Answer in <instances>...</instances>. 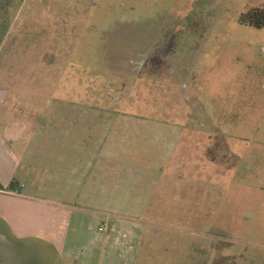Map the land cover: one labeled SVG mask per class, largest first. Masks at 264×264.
Returning <instances> with one entry per match:
<instances>
[{"label": "rangeland", "instance_id": "rangeland-1", "mask_svg": "<svg viewBox=\"0 0 264 264\" xmlns=\"http://www.w3.org/2000/svg\"><path fill=\"white\" fill-rule=\"evenodd\" d=\"M255 7L0 6V140L20 163L0 187L62 212L66 249L109 234L115 264H264V28L239 21ZM21 245L0 264L80 254Z\"/></svg>", "mask_w": 264, "mask_h": 264}, {"label": "crops", "instance_id": "crops-1", "mask_svg": "<svg viewBox=\"0 0 264 264\" xmlns=\"http://www.w3.org/2000/svg\"><path fill=\"white\" fill-rule=\"evenodd\" d=\"M5 145L0 140V183L9 185L20 163L16 161L10 149H3ZM22 188L24 185L16 182L14 190L0 189V245L10 250V255L0 251V257L9 256L10 262H15L19 259V249L25 248L21 245L22 241L35 239L46 240L47 244L52 246L54 259L62 255L68 262L71 259L68 254L74 250L80 253L79 257L75 258V264H115L112 260L115 254L109 251V234H98L94 230V234L81 243L77 240L80 245L66 249V226L69 219L64 218L62 212L51 210L44 204L21 202L24 199L30 201V197L22 192ZM74 237L80 239V235L76 234ZM120 264H124L121 258Z\"/></svg>", "mask_w": 264, "mask_h": 264}, {"label": "trees", "instance_id": "trees-1", "mask_svg": "<svg viewBox=\"0 0 264 264\" xmlns=\"http://www.w3.org/2000/svg\"><path fill=\"white\" fill-rule=\"evenodd\" d=\"M10 2H12V0H0V6H8ZM239 21L240 23L245 25L264 28V7H255L248 9L240 15ZM12 186L13 182H11L10 184V187ZM0 189L3 188L0 187Z\"/></svg>", "mask_w": 264, "mask_h": 264}]
</instances>
